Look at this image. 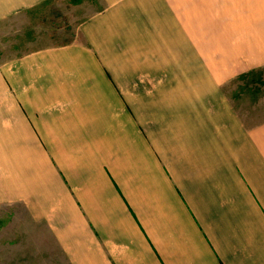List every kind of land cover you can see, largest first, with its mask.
<instances>
[{
  "label": "crops",
  "instance_id": "crops-1",
  "mask_svg": "<svg viewBox=\"0 0 264 264\" xmlns=\"http://www.w3.org/2000/svg\"><path fill=\"white\" fill-rule=\"evenodd\" d=\"M50 0H0V21ZM69 39L0 61V206L68 264H264V0H69Z\"/></svg>",
  "mask_w": 264,
  "mask_h": 264
},
{
  "label": "rangeland",
  "instance_id": "rangeland-1",
  "mask_svg": "<svg viewBox=\"0 0 264 264\" xmlns=\"http://www.w3.org/2000/svg\"><path fill=\"white\" fill-rule=\"evenodd\" d=\"M69 0H50L0 21V61L36 46L68 40L75 16ZM244 124L264 120V65L240 72L224 85ZM0 264H68L45 224L23 207L0 206Z\"/></svg>",
  "mask_w": 264,
  "mask_h": 264
}]
</instances>
